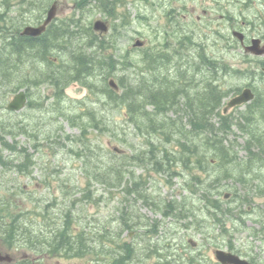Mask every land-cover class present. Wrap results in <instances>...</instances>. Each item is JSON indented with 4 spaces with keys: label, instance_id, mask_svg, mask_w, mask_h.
Segmentation results:
<instances>
[{
    "label": "rangeland",
    "instance_id": "1",
    "mask_svg": "<svg viewBox=\"0 0 264 264\" xmlns=\"http://www.w3.org/2000/svg\"><path fill=\"white\" fill-rule=\"evenodd\" d=\"M4 1L0 0V13L6 12L8 20L5 23L11 28L12 24L24 26L36 20L38 9L46 0H42L39 5L34 1L31 12L24 9V3L19 5L20 0H12L15 6L7 11ZM74 1L77 0H60L63 7L58 21L71 20ZM114 1V8H118L116 17L110 18L104 13L98 1L78 11L75 17L83 29L90 27L93 31L95 20L101 18L109 21L111 29L108 37L116 36V46L113 48L108 45L106 51L116 54L118 59L117 69L109 73V79L113 77L120 82V77H123L125 84H136L140 78V67L144 66L142 57L148 52L164 53L162 49L167 48L170 59L166 61L165 67L156 71L159 74L157 85L162 83L163 88L173 89L180 87L184 93L178 96L175 108L171 107L165 112H153V109L148 108L146 115H149L144 116L141 103L138 102L139 111L130 115L127 107L109 100L103 91L109 80L105 81V76L109 74L103 76L104 72L97 70L91 76L94 86L90 89L74 82L60 96H55L57 89L50 83L32 86L27 106L21 111H10L7 104L17 90L27 89L17 83L25 76L19 74L17 78H11L15 80L9 83L1 79L0 154L6 160H11L13 165L7 171L0 166V201L9 209V213H1L0 218L7 214L6 221L10 223L5 224L4 229L16 234V239L29 242L31 234H42L43 239L50 242L58 239L55 237V233H60L58 227L67 222L70 223V236L76 237L75 232H85L94 252L102 254L105 251L107 256L115 258L126 253L121 247L123 243L132 241L134 246H138L139 242L144 244L143 237L154 235L147 229L156 221L155 230H161L157 239L160 238V245L170 246L171 255L167 257L171 261L177 255V248L189 246L190 238L200 241L202 235L209 233L221 236L222 243L233 235L235 244L246 250L252 238L251 232L261 224L256 218L264 220L263 196L256 191L264 188V167L257 157H253L252 152L257 153V148L253 147L250 152L244 147L250 133L259 137L262 135L263 127L257 124L259 120L252 118L251 123L245 125L247 133L237 125L231 126L227 140L233 143L232 151L237 154L238 160L228 164L221 159H213L215 163L210 164L212 153L206 155L208 162L202 156L194 157L184 144H196L198 150L206 154L208 143L205 138H212L210 130L195 126L191 117L194 114L198 120H210L216 125L221 120L216 113L219 106L213 108L212 104L218 94H214L215 101L211 98L212 102L202 94L206 92V82H213L212 78L217 72H212L208 68L210 65L205 67V60L200 61L197 57L199 52L214 57L219 66L224 65L228 71L226 74L220 73L218 81L221 89L231 93L222 99L220 112L222 104L234 95L232 92L235 89L252 84L264 90V57L257 58L245 54L243 49L227 47L236 26H244L251 35L264 32V25H261L264 24V18L258 16L264 13H257L252 7L253 3L247 2L245 5L242 0H225V19L220 18L218 3L213 0ZM209 6L212 13L205 16L204 9L210 11ZM199 15L201 19H197ZM232 15L239 17V21L230 19ZM125 23L128 25L122 26ZM0 24H4L3 21ZM113 25L118 29L114 30ZM5 34L0 32V55L6 50L8 42ZM82 36H86V33ZM138 39L145 40L146 45L134 47ZM80 40H83L82 43ZM80 40L68 50L79 49L78 44H84L88 38ZM7 49L11 50L8 45ZM54 53L63 58L65 65L68 55L60 49H55ZM13 59L5 55L6 67ZM126 60L134 61L136 66L124 68L123 62ZM28 63L25 67L30 66ZM24 73L26 75V71ZM163 77L169 79L172 85L167 84ZM210 109L214 112L209 113ZM244 109H233L229 113L238 117V111ZM90 111H93V115ZM71 115L76 116V119L71 120ZM95 120L101 121L97 128L89 125ZM73 122H84L88 126L83 128ZM149 124L160 131L140 134L138 126L147 127ZM1 125L5 126V131ZM9 130L12 134L7 133ZM2 141L17 145L18 150H3ZM28 154L33 160L30 171H19L15 165L23 162ZM166 155H171L174 162L169 156L168 163ZM157 160L162 161V169ZM256 170H260L261 177H256ZM229 172L245 175V185L229 178ZM95 175L102 180H96ZM209 187L210 193L216 189V194H211L213 197L219 196L217 192L221 190L219 197L225 200L224 205H238L236 197H240V193L252 196L241 210L246 226L240 225L237 220V209L235 217L227 219L225 223L228 232L222 233L218 226L212 225L215 218L210 215L206 206L208 201L203 197ZM225 191L231 192L228 199L224 197ZM236 191H239L237 195ZM166 207L173 214L165 215L163 209ZM0 222L3 223V219ZM129 222L131 230H134L131 237V232H121L122 225L126 226ZM147 242L151 243V240ZM23 244L19 243L21 249L18 252L32 253ZM35 244L46 247V243ZM131 250H128V256L134 261L152 264L155 260L151 249L141 247L130 256ZM148 253L151 257L147 260L145 257ZM97 259V264H112V259L107 260L105 256L97 255ZM64 261L66 264H88L87 259L82 258H65ZM183 262L181 258L174 260L175 264Z\"/></svg>",
    "mask_w": 264,
    "mask_h": 264
},
{
    "label": "trees",
    "instance_id": "2",
    "mask_svg": "<svg viewBox=\"0 0 264 264\" xmlns=\"http://www.w3.org/2000/svg\"><path fill=\"white\" fill-rule=\"evenodd\" d=\"M41 1L42 0H35V3ZM97 1L99 3L100 8L104 11V13L109 14L110 18L116 17L118 15L116 8H114L115 2L113 3V0H97ZM86 3L87 2L81 3V5L85 7ZM0 20H4L2 16H0ZM127 25L128 23H125L122 26H127ZM113 27L114 30L118 29L114 25ZM89 28L83 29L81 24L79 23V20L75 19V16H73L69 22H65L62 25L54 26V24H52L47 30V32L39 37L21 35L20 26L18 25L15 30L16 33L14 35L9 36L10 40L6 43V47H5L6 50L2 52L0 55V73H1L0 85L3 84V81L1 80L3 78L4 80H7L9 83L10 81L15 80L11 78H17L19 74H24L25 77L21 78L20 79L21 82L18 81L17 83H19V85L26 86L28 92H30L32 86H40L43 83H50L54 87H56L57 92L54 94L55 96H60L61 93H64L66 87L73 82H80L82 85L87 86L89 89L92 88L94 85L92 84L91 76L94 75L97 70L103 71L104 72L103 76L111 72H114V70L117 69L116 64L118 62V59L116 57V54L109 53L106 51V49H108L107 48L108 45L113 46V48H115L116 36L110 35L108 37V35H106L104 37H101L96 32H94L92 28L90 29ZM85 33L86 36H82ZM79 37L88 38V41L85 42L84 44H78L79 49H73L72 51L68 50V47L70 46L74 47V45H77L74 43H76V41L80 39ZM7 45L9 48H11L10 51H8ZM56 47L57 49L62 50L66 55H68L67 62L65 65L63 64V58L59 56V54L56 55V53H54ZM162 50H164V53H161L159 51H154L153 53L148 52L145 54L144 57H142V63L144 66L140 67L141 70L140 78L139 80H137V82L139 83L135 82L136 84L133 83L127 85L124 83V78L120 77V87L122 89L121 93H117V91L108 87L106 79H109L110 74L105 76L104 80L106 81V84L103 91L107 94L110 101L116 102L119 105H123L127 107L130 115L139 111L137 110L139 107L138 102L141 103L144 116L149 115V114L146 115L148 111L147 107L149 105L154 106L155 111L157 110L162 112H165L167 109L171 107L175 108V104H177L178 96L184 93L181 92L182 88L180 87L178 89H173L170 87L163 88L162 83H160V85H157V83H159L158 82L159 74L156 71H158L160 67L162 68L165 67L166 61H168V58L170 59L168 54L170 53V51L167 48H164ZM6 54L10 55L11 58H15L13 59V61L9 62L10 64L7 67H6L7 62L4 61V57ZM201 57L203 58V60L207 58L203 54H201ZM27 63L30 65L29 67H25ZM123 63L125 65L124 68L126 69L136 66L134 61L126 60ZM38 64H41L42 66H39ZM106 65L109 67L108 69H105ZM24 71H26V75ZM163 80L167 84L172 85V83H169L170 81L169 79L167 78L164 79L163 77ZM34 83H36V85H34ZM206 83H207L206 92L202 94H204V96L210 99L209 102H212L211 98L215 97L214 94H220L217 95L216 98V101L219 102L227 94L226 92L219 93L217 91V87L213 84L212 81L208 80ZM168 95H170V98ZM216 101L215 103H212L213 106L215 105L217 106L219 104V102L216 103ZM261 102L262 101L258 97L251 104V110L248 109V111H245V113L241 114L242 119L243 120L251 119L252 115L253 116L257 115L258 117L262 116V118L264 119V103L262 104ZM90 112H91L90 114L93 115V111ZM208 112L213 113L214 110L210 109ZM69 117L71 120L76 119L75 118L76 116L74 115H71ZM191 118L194 119L193 123L195 126L206 127L207 129H209L212 138L211 139L210 137L205 138V140L208 143V150L206 154L205 151L198 150V145L196 144L193 146L184 144V147L188 149L193 154L194 157L197 158H201L202 156L204 159H207L206 155L208 154V151H210L212 153L210 157L218 156L223 160L224 163L226 162L229 163L231 160H233V158L231 157L232 154L230 150H227L228 146L225 143L226 136L228 135V132H226V130H229L231 128V124L228 118L222 115V119L220 120L219 126H217L215 123L211 122L210 120H205V121L198 120L197 116H195L194 114L192 115ZM190 120L192 123V119ZM99 122H100L99 120H95L93 122H90L89 125L97 128L99 127L98 125ZM73 123L74 125H82L83 128L88 126L84 122L83 123L73 122ZM1 128L4 131L6 130L5 126L3 125H1ZM150 128L154 131V133L160 131L158 128L153 126V124H151ZM240 128L248 132V130L243 126H240ZM10 132L11 130H9L7 133L12 134V132L11 133ZM250 135H251L250 136L251 140L254 142L253 145L257 147L259 146L264 154V141H263L264 135L263 134L260 135L261 138H259V135L255 136L253 132L250 133ZM1 143L5 148H9L11 150L17 149L15 145H10L5 141H2ZM247 147L249 150H251L250 141L248 142ZM1 156H3V154H0V159H2ZM169 156L171 157V161L174 162V158L171 155ZM169 156L166 155L165 159L167 162L169 161L168 160ZM0 163L5 166L6 170L11 168L8 165L9 161L5 162L3 160H0ZM32 163H33L32 157L28 155L27 159L25 158V161L17 164L16 166L19 171H23V170L30 171V165H32ZM157 164L160 165L161 169L163 168L162 161L157 160ZM95 179L101 180L100 178H98L97 175H95ZM240 179L242 180V178ZM209 202L213 204V208L216 207L223 209L222 205L217 200L209 199ZM222 211L223 214L225 215L232 212L231 208H227ZM1 213L8 214L9 209L4 207L3 202L0 201V214ZM7 214H5V216L2 215L1 216L2 218H0V220L3 219V223L0 222L1 225L0 237L4 243H6L11 247L18 246L19 242L24 243V245H30L35 247L36 246L35 243L41 242V243L49 244L50 247L53 249V251L55 252L62 251V253L64 252L66 255L87 254L93 251L89 246V242H88L89 238L85 236V232H81L78 235L74 234L76 237L69 235V231L71 230V228H70V223L67 222L63 223L61 227H58V230L60 229L59 230L60 233H55L56 234L55 237L58 239L54 241L49 242L48 240L43 239L44 236L42 234L41 236L31 234L30 238L32 239L29 240V242L20 238L16 239V234L13 235L10 230L4 229V227H6L5 224L6 225L10 224L6 221ZM34 238H37L36 241L34 240ZM75 238L78 239L74 240ZM118 260L121 259L118 258L117 261Z\"/></svg>",
    "mask_w": 264,
    "mask_h": 264
},
{
    "label": "flooded vegetation",
    "instance_id": "3",
    "mask_svg": "<svg viewBox=\"0 0 264 264\" xmlns=\"http://www.w3.org/2000/svg\"><path fill=\"white\" fill-rule=\"evenodd\" d=\"M55 1V0H54ZM59 2V0H57ZM218 3L219 9H220V18L225 19V9H226V2L225 0H213ZM240 1V0H238ZM245 2V5L247 2L253 3L252 6L257 13H264V0H242ZM63 6L59 2V8L61 9ZM209 9H204V15L207 16L212 13V8L209 6ZM230 16V19L234 18L235 20L239 21V17H236L235 15ZM259 17L264 18V15L259 14ZM202 16H197V19H201ZM244 23V22H243ZM261 25H264L263 23ZM235 30H240L245 32V39L244 42L241 41L239 38H235L234 36L232 39L228 42L227 47L230 49H237V48H244L246 45H250L254 39V37L258 36L262 40V44L264 45V32L257 33L254 35L249 34V32L244 28V26H236L233 28V34ZM80 38V37H79ZM82 39V38H80ZM79 39V40H80ZM81 42V40H80ZM264 57V56H262ZM260 126V125H259ZM261 127V126H260ZM214 192V191H213ZM214 212H216L215 209H213ZM194 214H192L193 216ZM214 215V214H212ZM214 226L220 227V231L224 232V227L220 224V220L214 219L213 222ZM251 239L249 241L248 246L246 247V250H244L241 246H237L236 244H233L231 241H228V245H222L221 243V236L219 235H204L203 241H195V244H192V248L188 249L186 252L187 262L186 264H224L222 261H220L217 257V251L219 249H227L228 251H232L238 255H240L243 258H246L250 261L251 264H264V227L263 225L260 226L259 229L256 228L255 233L251 235ZM160 239V238H158ZM236 241V239H234ZM234 242V241H233ZM157 246V245H154ZM161 246V245H158ZM45 253V252H43ZM42 253V254H43ZM213 256V257H212ZM130 259V258H129ZM65 257H54L49 254L42 255H28L24 254L20 256L18 259V264H66L64 261ZM135 260V259H134ZM134 260L131 262V264L134 263ZM121 260L117 261V264H122L120 262ZM91 263V262H90ZM88 262V264H90ZM1 264H8L7 262H2ZM72 264H86L84 262H74ZM114 264V260L112 262ZM116 264V263H115Z\"/></svg>",
    "mask_w": 264,
    "mask_h": 264
},
{
    "label": "water",
    "instance_id": "4",
    "mask_svg": "<svg viewBox=\"0 0 264 264\" xmlns=\"http://www.w3.org/2000/svg\"><path fill=\"white\" fill-rule=\"evenodd\" d=\"M56 12H57V7L56 5H53L51 7V9L49 10L48 16L45 19L44 23L39 25V26H33V25H28L25 27L24 31L22 32L23 34L26 35H32V36H39L41 35L47 28L48 24H50V22L55 18L56 16ZM94 28L96 30H99L101 32H107L109 30V25L106 21L99 19L97 21H95L94 23ZM144 41L142 40H137L135 42V46H142L144 45ZM248 50H252L253 52L257 53V54H262L263 53V49L259 48V42L255 43L252 46H248L247 47ZM111 85L113 87H115L116 89L118 88L117 83H115L114 80H111ZM255 94L253 93L251 88H246L244 89V91L235 96L230 102H229V107L231 106H235L238 104H242L245 102H248L250 100H252L254 98ZM27 102V94L25 90H20L15 96L14 98L9 102L8 104V108L11 110H21L25 107ZM9 258L8 255H4L1 251H0V261L5 260ZM218 258L223 261L224 263H234V264H250L249 262H247L244 259H241L239 256L237 255H233L231 253H226L224 251H220V253H218Z\"/></svg>",
    "mask_w": 264,
    "mask_h": 264
},
{
    "label": "bare ground",
    "instance_id": "5",
    "mask_svg": "<svg viewBox=\"0 0 264 264\" xmlns=\"http://www.w3.org/2000/svg\"><path fill=\"white\" fill-rule=\"evenodd\" d=\"M98 20H99V19H98ZM8 37H9V36H8ZM192 38H193V37H192ZM209 38H210V37H209ZM185 39H186V38H185ZM16 40H17V39H16ZM186 41H187V40H186ZM196 41H197V40H196ZM190 42H191V41H190ZM48 43H49V42H48ZM57 43H58V42H57ZM191 43L194 44L193 42H191ZM201 43H202V42H201ZM205 43H206V42H205ZM197 44H198V43H197ZM49 45H50V44H49ZM53 45H54V44H53ZM201 45H202V44H201ZM201 45H200V46H201ZM207 45H208V44H207ZM51 47H53V46H51ZM197 47H198V46H197ZM203 48H204V46H203ZM56 49H57V47H56ZM201 49H202V48H201ZM205 49H206V48H205ZM36 63H37V62H36ZM69 64H70V63H69ZM15 66H16V65H15ZM27 67H28V66H27ZM107 69H108V68H107ZM31 70H32V69H31ZM29 79H30V78H29ZM22 80H23V79H22ZM26 81H27V80H26ZM20 82H21V81H20ZM31 82H32V81H31ZM31 82H30V83H31ZM35 82H36V81H35ZM27 83H28V82H27ZM36 83H37V82H36ZM36 83H34V85H36ZM20 84H21V83H20ZM25 84H26V82H25ZM30 87H31V85H30ZM241 120H242V119H241ZM205 124H206V123H205ZM205 124H204V125H205ZM204 128H206V127H204ZM219 128H220V127H219ZM221 128H222V127H221ZM259 138H260V137H259ZM253 140H254V139H253ZM255 144H256V143H255ZM157 145H158V144H157ZM157 145H156V146H157ZM256 148H257V147H256ZM208 153H211V152L208 151ZM143 154H144V153H143ZM253 157H255V156H253ZM129 186H130V185H129ZM132 188H133V187H132ZM207 204H208V203H207ZM207 204H206V205H207ZM212 214H214V215H212ZM191 215H192V214H191ZM210 215H212L216 220H220L218 213H217V212H214L213 209L210 210ZM193 217H194V215H193ZM64 229H66V228H64ZM134 240H135V239H134ZM120 243H121V242H120ZM117 244H119V243H117ZM170 244H172V243H169V245H170ZM56 245H57V244H56ZM131 251H132V250H131ZM137 251H138V250H137ZM129 253H130V252H129ZM128 257H129V256H128ZM141 259H142V258H141ZM121 260H122V259H121Z\"/></svg>",
    "mask_w": 264,
    "mask_h": 264
}]
</instances>
